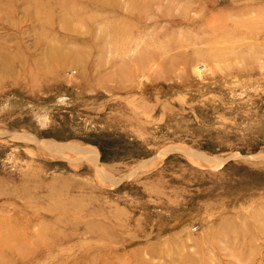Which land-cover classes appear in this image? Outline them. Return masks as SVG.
<instances>
[{"label":"rangeland","instance_id":"374dc122","mask_svg":"<svg viewBox=\"0 0 264 264\" xmlns=\"http://www.w3.org/2000/svg\"><path fill=\"white\" fill-rule=\"evenodd\" d=\"M0 264H264V0H0Z\"/></svg>","mask_w":264,"mask_h":264}]
</instances>
